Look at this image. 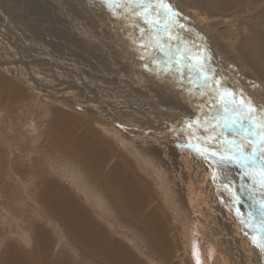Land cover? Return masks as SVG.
<instances>
[{
	"label": "rangeland",
	"instance_id": "rangeland-1",
	"mask_svg": "<svg viewBox=\"0 0 264 264\" xmlns=\"http://www.w3.org/2000/svg\"><path fill=\"white\" fill-rule=\"evenodd\" d=\"M172 1L178 5L183 23L187 27L191 26L201 31L204 38L209 41L210 48L215 49L221 55L217 50L216 37L219 32L235 29L237 23L231 24L229 27L224 24L210 23L213 20H218L219 12L215 9L199 11L197 8L192 7V0ZM172 1L169 2L177 10ZM0 2V148L2 147L6 151L5 154H2L3 158L0 157V169H7L6 171H8L13 165L21 166L20 162H25L27 165L32 164L34 161H37L39 165L42 163L44 173L48 177L53 176L56 183L62 186V190L68 194L67 196L87 210V217L90 222L97 228H101L112 240L125 246L129 252L138 258V262L143 264H193L192 253L195 249L199 247L202 252L206 251L209 257H213L212 248H219L218 242L222 244L225 241L235 242L236 247L230 254L233 258L228 263L223 261L220 264L240 262L243 264L249 253L250 256L253 255V264H260V260L264 262V252L261 254V250L252 243L255 235L254 239L259 242L261 234L264 233V216L261 215L259 210V203H256L257 200L264 199L259 184L256 183V185L253 181L247 183L244 181L245 177L236 174L238 186L235 183L232 185L230 190H233V192L230 194L222 190L219 191L226 198H234L236 210L231 203L222 204L221 207L217 203L218 208L221 209V212L223 211L220 213L215 206L214 192L211 191L212 183L202 182L198 186L197 181L189 184V181L184 178V174L191 168L190 162L193 164L194 159L197 158L201 162H206L210 167L214 162L211 157L205 160L199 156L195 147L190 148L185 147V145L191 143L195 144L194 146H199L201 151L207 148L209 152L213 150L219 152L223 147H226V144L221 143V141L205 143L206 136L202 131L186 127V124L190 121L197 119L203 121L205 119L206 103L203 106L204 110H202L204 112L202 115L198 108L202 103L191 100L193 106L190 107L186 101L187 98L183 99L178 96V92H181L186 97V93L181 90L182 88L178 86L180 88L178 91L172 85L173 91L169 84H166V81L165 83L164 80L161 81L165 78L170 79L174 77L173 75L158 72L154 67H148L147 69L144 67L146 62L156 58L154 52L144 53L139 48L141 37L145 42L148 41L146 31H139L140 37H136L135 40L138 42L136 44L131 39H121L118 36L122 33L121 30L118 26L117 28L112 24V18L116 17L107 16L106 12L113 14V11L109 8L105 11L104 7L106 5L103 0H64L62 4L58 0H22L19 6L15 5L18 0H0ZM62 5L64 6L63 11L59 8ZM253 6L249 5L248 10L252 12L250 8ZM251 16L253 15H248L243 21H238V25L244 27L257 25L250 21ZM184 17L187 18L185 21ZM133 23L136 22L133 21ZM139 24L142 25L143 23L139 22ZM217 25H223L224 27L213 31L212 27ZM146 28L144 26L143 29ZM141 55L145 56V60L140 59ZM221 67H224L223 64ZM222 69L226 71L225 68ZM219 73L223 77L222 73ZM1 76L8 82L3 81ZM119 76L124 78L121 77L123 82L118 81ZM9 89L11 91L14 89L20 95L13 94L12 98V92H9ZM79 93L84 99L88 97L92 99L89 102L80 99L81 97L79 98L77 95ZM238 98L237 96V104L240 103V98ZM204 99H207L206 101L210 104L211 98L206 97ZM97 101H101V103ZM107 109H109L110 114L112 113V116L107 115ZM154 112L159 113V127L155 125L154 120H151ZM58 114L69 116L72 121H94L96 127L98 123L102 124V130L98 127V129H94L103 141L112 143V148L117 152L126 153L142 174L144 180L149 185H153L154 189L149 191L151 197L147 195V192L144 194V199L148 205L145 210V219L148 220V217L153 216V214H155V217H161L160 225L163 228L162 235L165 249H158L155 252L149 250L144 237L149 238V245L151 246L157 234L144 229L141 224L127 223L130 219L126 217L123 207L119 204L120 201L114 194L118 191L117 186L113 188L108 186L107 173L89 172L85 175L77 170L78 173L74 178L80 180L78 183L80 186L89 189V195L102 201V207L108 211L111 218L123 223V228H120L121 225L117 230H115L114 223L111 224L109 219L106 220L102 214V209L98 205L91 206L93 201L91 202L85 197L83 192L80 191L82 190L80 187L77 189V182L69 181L70 177L68 178L67 175H61L60 172L56 171L57 165L61 161L63 162V155L53 153L51 142L47 141L45 145L43 144L47 123L52 121L54 117H58ZM120 114H125L124 120ZM112 117L118 122H122L124 126L114 121ZM255 119H259V117L254 115ZM11 120L17 121L19 133H15L16 127L12 125ZM148 123H150L149 127H156L157 130L149 138H142L140 133L143 129L145 131ZM243 123H245L244 120ZM164 127L168 128L169 132L167 134L163 130ZM218 131L219 129H217ZM188 132H193L196 137H200L199 145H197L194 138L191 139ZM236 133L238 136H235L239 140L240 133L238 131ZM232 138L230 137L228 140L230 141ZM178 140L180 143H175ZM221 140H223V137ZM139 143L142 147L139 146ZM151 143L157 144L158 147L161 146L162 151H169L172 145L176 151L182 153L175 154L176 165L173 163L172 167L176 169L178 166L182 172L174 177L173 190L175 195L172 197H167L164 193L162 183L165 174L160 171L154 161L164 167L167 166V163L156 161L153 154H149L147 146ZM22 145H24V148ZM8 147H10V150ZM244 147H247L246 142ZM246 150L250 153L251 148H246ZM259 154L257 152L256 159L259 158ZM79 156L77 154L75 158ZM157 167L158 170H155ZM231 167L234 172H238L234 165H231ZM214 169L218 170L216 166ZM68 170L71 171L70 166H68ZM16 171L17 168H12L11 172L12 181L15 182L18 190L10 194L8 190L3 189L1 186L9 176L6 177L5 173L0 174V177L2 175V179L0 178V234L2 237H8L4 238L2 246L3 243L9 242L17 248L23 245V250L29 248L32 224L40 223L46 227L52 242L54 244L58 243L59 248L72 247L63 223L58 222V228L55 229L54 223L52 224L53 220L47 221L41 216L42 211L38 208L33 194L36 192V185L32 184L31 179L23 180L19 176H15ZM209 172H211L209 177L211 180L208 182H212L213 170ZM215 175L217 176V173ZM84 178L87 181H81ZM91 178L92 181L89 182ZM190 179L194 180L192 176H190ZM222 182L227 183L225 180H222ZM217 184L220 185V183H216L217 187ZM24 185L29 187L25 186L24 188ZM239 186H243L244 189H240ZM188 187H192L193 191ZM253 188H255V191H252ZM168 190L170 192V189ZM246 190L248 191V197L252 192L253 203L246 199ZM207 196L208 199H206ZM193 198H195V202H192ZM184 199L195 205L191 209L188 221L190 223L187 222L189 218L187 215L189 214L184 212L186 210L183 205V212L182 209L181 212L175 210L179 208L177 205L181 204ZM245 199L247 205L253 204L255 207V215L253 213L252 216H244L245 209H247L244 206ZM133 200L136 199L133 198ZM172 204H176L175 209L172 208ZM204 205H206V208H204ZM130 206L134 208L133 205ZM199 207L201 208L199 209ZM22 208H24L22 211L25 214L23 217H19ZM16 209L19 210V213ZM231 211L232 215L230 216ZM14 212L16 213L14 214ZM71 213L76 214L72 208ZM224 213L225 215H223ZM218 215H222L223 218V231L227 230L221 232V235H219V230L216 227ZM98 216L103 217V222L97 220ZM228 217L231 218L230 221L226 220ZM127 226L136 228L139 231L138 233L141 234L140 240H137L135 230L125 228ZM186 239L191 252L185 248ZM225 252L229 253L228 250H225ZM78 253L80 252L75 249L74 254ZM193 255L195 256V253Z\"/></svg>",
	"mask_w": 264,
	"mask_h": 264
},
{
	"label": "bare ground",
	"instance_id": "bare-ground-1",
	"mask_svg": "<svg viewBox=\"0 0 264 264\" xmlns=\"http://www.w3.org/2000/svg\"><path fill=\"white\" fill-rule=\"evenodd\" d=\"M62 1H64V0H58V2H60V4H62ZM169 1H172V0H169ZM192 1H193L192 7L197 8L199 11L200 10L211 11V10L215 9L216 11L219 12L218 20H213L210 23L224 24L227 27H229L231 24L237 23V26L235 27V29H231L230 31L229 30L228 31H222V32L218 33V35L216 37V40H217L216 43H217V50H219L221 55H219L215 51V49L210 48L209 41H207L204 38V35L201 33V31H199V30H197L191 26H188V27L193 29V32L190 34V38L195 39V37L197 35L202 38L200 41H197V42H201V43L205 44V46L211 50V53L213 56V66L215 67V69L218 72L222 73L223 79L226 82V86H230V87L234 88L236 90L237 96L239 98L242 95L244 99L250 100L252 102V104L258 109V112L255 115H257L259 118L261 116H264V0H192ZM172 2H174V1H172ZM21 3H22V0H18V2L15 5L19 6V4H21ZM66 3H68V2H66ZM174 4H175V7L177 9L176 11H178L180 13V19L182 21L181 11L178 9V5L175 2H174ZM249 5H254L252 8H250L252 10V12L250 10H248ZM59 8L63 11L64 6L62 5ZM104 8H105V11L108 9L107 6ZM243 9H245V10H243ZM116 11L119 12L120 14L114 15L112 13H107V12H106V14H108L107 15L108 17L109 16L110 17L111 16L116 17V18H112L113 19L112 24H114L115 27L118 26L119 29L121 30L120 32H122V33L118 34V36L121 39L122 38L131 39L132 41H134V44L138 43L135 39H136V37H140L139 31L144 30L143 29L144 26L145 27H147V26L144 24L140 25L141 23L139 24V22H136L134 24L133 19L131 17L127 16L126 14H124L119 9H117ZM228 12H231V13H228ZM248 15H253L250 17V21L254 24H257V25H252L250 27H244L243 25H238V21H243L244 18H247ZM184 18H186V17H184ZM186 19H184V21ZM262 26H263V28H262ZM222 27H224V26L223 25H220V26L217 25L216 27H212V30L213 31L219 30ZM182 35H186V34L182 33ZM147 40H148V38H147ZM222 64L224 67H221ZM222 68H225L226 71H224ZM173 76L174 77H171L170 79L169 78L161 79V81L164 80V83L166 81V84H169V86L172 90H173L172 85L175 86V88L177 90L182 88L181 90H182V92L184 91L186 93V97L181 92H178V96L182 97L183 99L187 98L186 101L189 103L190 107L193 106L190 101L195 100L197 103H200V104L202 103L203 106L206 105V108H205L206 112L212 111V109H210V107L208 106L209 104L206 101L207 99H204L206 97L209 99L210 97L199 96L195 89H193L194 92L193 91L189 92L188 89L191 88V85H189L186 80L181 82V81H178L176 79V76L174 74H173ZM121 77L122 76L118 77L119 82H121V81L123 82V80H122L123 77L122 78ZM1 78L3 79V81L8 82V80L3 78L2 76H1ZM31 86H33V85H31ZM67 86L70 87L69 85H67ZM178 86L180 88H178ZM8 91L10 92L11 90L9 89ZM248 91L250 92V94ZM11 92H12V95H11L12 98H13V94L14 95H20V94L16 93V91L14 89H12ZM171 93H172V91H171ZM77 95L79 96V98L81 97L80 99H84L80 93ZM176 97H175V99H176ZM91 99H92L91 97H88V98H85L84 100L89 102ZM97 102L101 103V101H97ZM198 108L203 115L204 109L202 108L203 110H201L200 107H198ZM106 111H108L107 115L112 116L111 115L112 113L110 114L109 109H107ZM119 111H121V110L119 109ZM182 111H180V112L182 113ZM188 113H189V111H188ZM120 116L124 120L125 114L124 115L120 114ZM112 119L116 120L113 117H112ZM151 120L155 121V125L157 127L160 126V124H158V121L160 120V116H159L158 112L153 113ZM116 121L118 122V120H116ZM16 122L17 121L11 120L12 125L14 127H16L15 133H19V126ZM244 122L247 125L248 121L244 120ZM57 123H58V117H54L52 121L47 123V126H46L47 131L45 132L46 136H45V141L43 144V145H45V142H47V141L51 142L53 145V149L51 148V150H54L53 151L54 154H58V147H60V142L58 141V132H55V131H58V127L55 126ZM149 124L150 123L146 124L145 131H144V129L141 131L140 136L142 138H149L152 133L156 132L157 128L156 127H149ZM160 130H162V129H160ZM163 130L165 131L166 134L169 132L168 128H166V127H164ZM237 131L238 130L234 131L233 129H228V128L224 129V132H226V134L228 135L229 138L233 137L235 139H237L236 136H238L236 133ZM157 136H160V135H157ZM192 138L193 137H191V139ZM175 143L178 144V143H180V141L178 140ZM193 145H195V144H193ZM139 146L142 147L141 143H139ZM22 147L24 148V145H22ZM147 147L149 148V154H153L156 161H165L167 163V166L164 167V166H161L160 164H157L154 161L156 166L159 165L158 167H159L160 171L163 170V171H165V173H167V177L166 176L164 177V180L162 183L164 193L167 195V197L168 196L169 197L174 196L175 191L173 190L174 189L173 180H174L175 175L178 176V174H181L182 172L179 170L178 166L176 169H173L172 167L174 164L176 165L175 154H182V153H180L179 151H176V149L172 145L170 146L171 148L169 151H167V150L162 151L163 148L161 150V146L158 147V145L155 143H151V145H149ZM226 147H230V145L226 144ZM8 148L10 150V147H8ZM246 148H248V146ZM4 150H5L4 148H2V147L0 148V157H2V158H3L2 154L6 153V151H4ZM39 150H41V149H39ZM39 154H41V153H39ZM102 157L104 159H107L108 156L103 155ZM41 160H44V159H41ZM56 160H58V159H56ZM48 162L51 163L52 161H48ZM53 163H54V161H53ZM16 164H17V161H16ZM20 164H21V166L13 165L12 168H17V171L14 173V175L19 176L23 180H25V179H27V180L31 179L32 180V182H33L32 184L36 185V192L33 193L35 195V197L34 196L33 197L35 198L34 200L36 201L38 208L42 211L41 216H43L47 221L50 219L53 220L52 224L54 223L55 229H56V227L58 228V222H62L64 227L67 230L68 240L70 241L72 247L59 248L58 243L54 244L52 242L51 238L49 237L50 233L46 229L45 226H43L40 223H33L32 224V235L30 238L29 248H24L25 250L22 249L23 245L18 246V248H17L16 246H14L13 244H11L9 242L3 243V246H2V242L4 241V238H8V237H2L0 234V246H2V248H0V250H1L0 264H143L141 262H138V258L136 256H134L131 252H129L125 246L118 244L116 241L112 240L109 237V235H107L101 228H97L96 226H94L90 222V220L88 219V217L84 213V211H82L78 207V205L75 203V201L71 197H68L65 193H63V191L59 188L58 183H56V180L54 179V177L53 176L48 177V175L44 173V171H43L44 167L42 166V163L39 165L37 161H34L30 165H27L25 162L24 163L20 162ZM43 164H45V163H43ZM190 165H191L192 169L190 168L189 171L184 174V178H186V180L189 181L188 182L189 184H190V182L192 184V182L194 183V181H197L198 186H199V184L201 185L202 182L212 183V186H211L212 190L210 189V187H209V189L212 192H214L215 206H216L217 211L220 213H222L223 211L221 212V209H219L218 206L216 205L217 203H218V205L220 204V207L222 204L231 203L232 207L236 210V204H235L236 202H235L234 198H231V199L226 198L219 193L220 190L227 192V193H230V194L233 192V190H230L232 185L235 183L238 186V180H237L238 178L236 179V176H237L236 174H238L241 177H245L247 180L244 179V181H246L247 183H250V182L252 183V181H253V177L251 175L250 176L244 175V169L243 168H237L236 167V170L238 172H234L231 165L227 166V168L222 169L221 167L216 165L214 162H213V165H212L213 168H212L209 166L208 163L201 162L197 158L194 159L193 164L190 162ZM215 166L218 168L217 171L214 169ZM57 167H58V165H57ZM181 167L183 168V165ZM12 168H10L8 171H6L7 169L6 170L0 169L1 170L0 174L5 173L6 177L9 176V178L5 182H3L2 185H1V181H0V185L2 186V188L8 190L9 194L12 192H16L18 190V187L15 184V182L12 181V172H11ZM210 168L213 170L212 177H213V174L217 173L216 178L213 179L212 182H208L209 180H211L209 178L210 173H211L209 171H212ZM56 171H58V168L56 169ZM169 173L171 174L170 176L168 175ZM190 176H192L194 178V180H191ZM1 177H2V175H1ZM121 178H122V181L117 185L118 191L115 192V194H117L115 196L118 199V201H120L119 204H120V206L123 207V210H124V213L126 214V217L131 220L132 224H134V225H136L137 223L141 224V226L143 225L142 227L144 229L157 234L155 236L154 241H153L151 246L149 245V238L146 236L144 237V240L146 241V244H147V248L149 250H151L152 252H155L158 249L159 250L165 249L166 246H165V244H163V235H162V229L163 228L160 225L161 224V217H155V214H153V216L150 215L148 217V220L145 219V210L148 208L146 200L144 199L145 190L143 191V193L141 195L140 194V186L136 187V186L130 184V180H129L130 176L129 175H121ZM239 179L241 180L240 177H239ZM222 180H225L227 183L224 184L222 182ZM255 180H256V183L259 184L258 183L259 177H255ZM69 181H72V179L70 178ZM216 183H220V185L217 184L218 185V187H217ZM225 185H228L227 189L225 188ZM25 186L26 185H24V188H25ZM29 186H30V184H29ZM29 186H26V187H29ZM192 187H195V186L192 185ZM192 187H188V189L189 188L192 189ZM165 188H166V190H165ZM168 189H170V192ZM175 189H176V187H175ZM185 189H187V188H185ZM195 189H196V187H195ZM240 189L243 190L244 189L243 186L240 187ZM171 190H172V192H171ZM192 191H193V189H192ZM211 191H209V192H211ZM84 192H85V189H84ZM203 192H205V191H203ZM247 194H248V191L246 190V194H245L246 199L249 200V202L253 203L254 200L252 199L253 198L252 192H250L249 197L247 196ZM96 197H98V196L96 195ZM133 198L136 200L134 201ZM206 199H208V196ZM246 199L244 201L245 202L244 206L247 207V209L244 208L246 210V212H244V216L249 217V216H252L253 213L255 215V211H254L255 207L253 206V204L247 205ZM259 201L260 200H257L256 203H259ZM100 202H101V200L98 199L96 201V205H98V207L101 209L102 207L100 205ZM192 202H195V198L192 199ZM192 202L186 201L184 199L181 204L177 205V206H179V208L175 209L176 204L175 205L172 204V208L175 209L177 212H181L180 210L182 209V212H183V207H182V205H183L185 210H186L184 212L189 214V215H187V216H189L188 220L186 218V220L188 222L190 219L191 209L195 207V205L192 204ZM211 202H213V201H211ZM130 205H133L135 209L132 208ZM206 205H207V203H206ZM206 205H204V208H206L205 207ZM71 208L76 212L77 215L74 213H71ZM200 208L201 207H199V209ZM23 209L24 208H22L20 210L21 211L20 213H19V210L17 211V209H16V211L19 213V217L24 216L25 213H24V211H22ZM208 209H207V211H208ZM15 213L16 212H14V214ZM223 215H225V213ZM231 215H232V211L230 213V216ZM105 217H106V219L110 220L111 224L114 223V226L116 227V229L114 228L115 230H117L118 227L121 225L122 226L120 228H123V223L115 221L113 218L110 217L109 213H105ZM217 217L218 218H217V222H216V227L219 230V235H221V232H225L227 230L223 231L224 224H223L222 215H218ZM230 219L231 218L228 217V219H226V220L230 221ZM246 219H245V221H246ZM9 220H11V219H9ZM11 221H14V220H11ZM24 223H26V222H24ZM183 223H185V222H183ZM188 223H190V222H188ZM30 225H31V221H30ZM184 228H186V227L184 226ZM123 232H124V229H123ZM253 234H255V233H253ZM217 237H218V235H217ZM217 237H215V238H217ZM229 237H230V235H229ZM254 237H253V239H254ZM248 240H247V242H248ZM185 243H186L185 248L191 252L190 246L187 242V239H186ZM218 245H219V248H214V247L212 248V253L214 254L213 257H209L207 255V252L206 251L202 252L201 248H199V247L197 249H195V251L192 253V259L194 261L193 264H205V263L220 264L223 261L228 263V261L233 258L232 255H230V254H231L232 250L235 249L236 243L225 241L224 243L222 242V244H219V242H218ZM247 245H249V244H247ZM247 248H248V246H247ZM75 249H77L80 253L74 254ZM225 250H228L229 253H226ZM194 253H195V256L193 255ZM262 253L263 252H261V254ZM243 255H245V254H243ZM246 257H247V259H245V262L243 264H253V260H254L252 258L253 255L250 256V253H249ZM242 258H243V256H242ZM254 263H255V261H254ZM236 264H242V262L236 263ZM260 264H264V262L262 260H260Z\"/></svg>",
	"mask_w": 264,
	"mask_h": 264
},
{
	"label": "snow or ice",
	"instance_id": "snow-or-ice-1",
	"mask_svg": "<svg viewBox=\"0 0 264 264\" xmlns=\"http://www.w3.org/2000/svg\"><path fill=\"white\" fill-rule=\"evenodd\" d=\"M103 3L114 15L120 14L116 11L119 9L134 22H142L147 26L142 31L147 32L148 41L145 42L141 37L139 48L144 53L154 52L156 58L145 63L146 69L154 67L158 72L174 74L178 81L186 80L191 85L189 92L195 89L199 96L211 98L209 107L212 111L204 113L203 121H190L186 127L202 131L206 136L205 143L221 141L230 147H224L219 152H209L207 148L201 151L199 146L191 143L185 147H195L199 156L205 160L211 157L222 169L229 165L243 168L244 175H251L254 184L255 177H259V187L264 195V116L254 120L258 109L242 95L239 105L237 104L236 90L226 86L223 77L213 66L211 50L205 44L197 42L202 38L198 35L195 39L190 38L193 29L181 21L180 13L169 0H103ZM140 59L145 60V56L141 55ZM198 107L202 110L203 105ZM243 120L248 121L247 125ZM225 128L238 130L240 139L233 138L229 141L224 132ZM188 135L199 145L200 137H196L193 132H188ZM245 142L248 148H251L250 153L244 147ZM257 152L260 153L258 159L255 158ZM215 178L216 175L213 174V179ZM225 188L227 189L228 185H225ZM252 191H255V188ZM259 205L261 215L264 216V199L259 201ZM252 243L264 252V234L259 242L253 239Z\"/></svg>",
	"mask_w": 264,
	"mask_h": 264
},
{
	"label": "crops",
	"instance_id": "crops-1",
	"mask_svg": "<svg viewBox=\"0 0 264 264\" xmlns=\"http://www.w3.org/2000/svg\"><path fill=\"white\" fill-rule=\"evenodd\" d=\"M119 124L124 126L122 122H119ZM55 126L58 127V131L55 132H58V141L60 142V147H58V155H63V162L61 161V163L58 164V172H60L61 175H67L66 177H70L72 181L77 182V189L80 187L82 190H79L83 192L85 197H87L91 202L93 201L92 204L90 203L91 206L96 205L97 199L93 198L92 195H89V189L78 184L80 180L74 178V176H76L78 173L77 170H79L81 174L85 175H87L89 172L97 174L107 173L108 186L111 188L117 186L122 181L121 175H129L130 184L136 187L140 186V194L142 195L143 191L145 190L147 195L151 197L149 191L154 189V187L152 184L149 185L144 180L142 174L138 171L133 161L126 155V153H119L113 149L112 143L103 141L102 137H100L98 132L95 131L96 129L94 128L97 127L102 130V124L98 123L96 127L94 121H72L71 117L58 114V123ZM77 154L80 156L75 158ZM103 155H107V159H104L102 157ZM68 166L71 167V171L68 170ZM155 170H158V167L155 168ZM161 171L167 177V173H165L163 170ZM81 181H87V179L84 178ZM91 181L92 178L89 180V182ZM95 181L98 182L97 179H95ZM58 186L61 190L63 189L62 186ZM63 193L65 192L63 191ZM65 194L68 195L67 193ZM75 203L87 215V210L82 208L83 206L81 207L76 201ZM101 203L102 201L100 202V205ZM101 209L103 211L102 214L105 217V213H108V211L104 210L103 207ZM97 220L99 222H103V217L98 216ZM129 222H131V220H129L127 223ZM125 228L134 229L137 240H140L139 237L141 234L138 233L139 231L136 228L128 226Z\"/></svg>",
	"mask_w": 264,
	"mask_h": 264
}]
</instances>
